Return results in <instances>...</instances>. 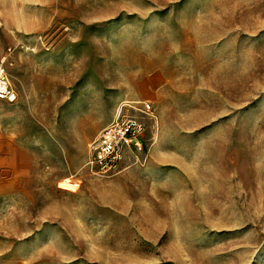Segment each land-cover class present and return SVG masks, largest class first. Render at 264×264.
<instances>
[{
	"label": "rangeland",
	"instance_id": "374dc122",
	"mask_svg": "<svg viewBox=\"0 0 264 264\" xmlns=\"http://www.w3.org/2000/svg\"><path fill=\"white\" fill-rule=\"evenodd\" d=\"M1 60L0 264H264V0H0ZM145 100L144 149L84 166Z\"/></svg>",
	"mask_w": 264,
	"mask_h": 264
},
{
	"label": "built area",
	"instance_id": "2783aa9c",
	"mask_svg": "<svg viewBox=\"0 0 264 264\" xmlns=\"http://www.w3.org/2000/svg\"><path fill=\"white\" fill-rule=\"evenodd\" d=\"M0 98L9 102H15L18 99V92L12 85L2 60L0 61ZM150 114H152L150 101H137L134 104L123 102L117 113L91 141L87 161L89 169L99 175L112 174L120 170L129 153L143 150V135L147 126L145 118ZM58 187L74 192L78 189V182L65 178L58 182Z\"/></svg>",
	"mask_w": 264,
	"mask_h": 264
},
{
	"label": "crops",
	"instance_id": "0c3cea01",
	"mask_svg": "<svg viewBox=\"0 0 264 264\" xmlns=\"http://www.w3.org/2000/svg\"><path fill=\"white\" fill-rule=\"evenodd\" d=\"M2 100H5V99H1L0 98V102H2ZM7 101V100H6ZM0 120L2 121L3 120V116H2V111L0 110ZM4 131H1V129H0V152H3V145L5 144V143H10V144H13L14 143V146L15 145H18L17 146V148H21V147H19V143L17 142V140H16V135L15 134H13V133H11V135H7V137H6V139H5V137H3V135H5V133H3ZM22 150H23V152H21V154L23 155V156H27V157H29L28 155L30 154V152H28V150H26V149H24V148H22ZM84 166H87V162L85 163V165Z\"/></svg>",
	"mask_w": 264,
	"mask_h": 264
},
{
	"label": "bare ground",
	"instance_id": "6f19581e",
	"mask_svg": "<svg viewBox=\"0 0 264 264\" xmlns=\"http://www.w3.org/2000/svg\"><path fill=\"white\" fill-rule=\"evenodd\" d=\"M135 102H137V101H135ZM127 103H129V102H127Z\"/></svg>",
	"mask_w": 264,
	"mask_h": 264
}]
</instances>
